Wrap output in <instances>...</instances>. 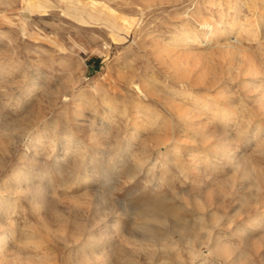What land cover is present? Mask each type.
Returning a JSON list of instances; mask_svg holds the SVG:
<instances>
[{"label": "rangeland", "instance_id": "374dc122", "mask_svg": "<svg viewBox=\"0 0 264 264\" xmlns=\"http://www.w3.org/2000/svg\"><path fill=\"white\" fill-rule=\"evenodd\" d=\"M0 264H264V0H0Z\"/></svg>", "mask_w": 264, "mask_h": 264}, {"label": "bare ground", "instance_id": "6f19581e", "mask_svg": "<svg viewBox=\"0 0 264 264\" xmlns=\"http://www.w3.org/2000/svg\"><path fill=\"white\" fill-rule=\"evenodd\" d=\"M236 6H237V4H235ZM238 7V6H237ZM234 8H235V6H234ZM230 12V10L229 9H225V8H220V9H218V11H217V13H218V16L219 17H223L225 14H227V13H229ZM235 18V17H234ZM237 20L238 19H234V22H233V24H232V26H231V29H230V32H229V30H224V31H220V32H218V31H216V29H215V26H213V25H211L210 23H204V24H202L201 25V28H202V30H203V39L207 42V43H210V42H212L213 40H214V37H216V39H217V41H218V43H219V41L221 40V39H223V40H225V39H228L229 37H230V33H237V31H239L238 30V27H237V25H236V23H237ZM80 24V23H79ZM185 24H187V22L185 23ZM183 25V28H182V33H183V37H182V40L183 41H188L191 37H192V34H191V32H188L187 31V29H188V27H187V25ZM110 25H111V27L113 28L112 30H115V31H123L124 30V28L125 27H118V26H116V25H114V23L111 21L110 22ZM232 37V36H231ZM193 40V45H192V48L193 49H196L197 48V46L200 44V42H201V39H199V38H195V39H192ZM190 41V40H189ZM225 43V42H224ZM228 44V46H229V43H227ZM226 44V45H227ZM233 44V43H232ZM231 46V45H230ZM235 46V45H234ZM237 47V46H236ZM230 48V47H229ZM234 49V48H233ZM235 50V49H234ZM134 88H136V89H138V91H140L142 94H143V96H145V97H147L148 95L146 94V93H144L143 91H142V88H140L137 84H136V86L134 87ZM135 89V90H136ZM81 98V97H80ZM109 103V102H108ZM107 107H109L110 108V104L107 106ZM105 108V107H104ZM108 110V109H107ZM225 109L224 108H222V110H220V111H216L213 115H212V119L213 120H216V121H218V122H224V121H226V120H228V119H230L231 118V114H232V112L230 111V109H227V112H225L224 111ZM186 111V110H185ZM181 112V111H180ZM194 113V112H193ZM85 115L82 113L81 115H79L78 116V122L76 123V125L77 126H80L81 124H83V122H84V120H86L85 119V117H84ZM152 117V116H151ZM87 118V117H86ZM199 118V117H198ZM194 119V118H193ZM137 121H136V129L137 128H140V124H141V121H142V119H136ZM196 122H197V120H196ZM85 123V122H84ZM197 124V123H196ZM141 129V128H140ZM72 134V133H71ZM150 140H153V139H150ZM199 156V155H198ZM227 156V155H226ZM197 158V157H196ZM231 158V157H230ZM199 162V161H198ZM194 164H197V163H194ZM106 167V166H105ZM36 175L37 174H35L34 175V177H36ZM33 177V178H34ZM33 182V181H32ZM13 205L14 204H12L11 205V209L13 208ZM10 208V207H9ZM252 227V226H251Z\"/></svg>", "mask_w": 264, "mask_h": 264}]
</instances>
